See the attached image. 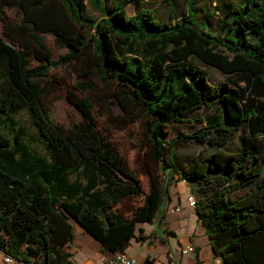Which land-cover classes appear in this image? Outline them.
Returning a JSON list of instances; mask_svg holds the SVG:
<instances>
[{"label": "trees", "instance_id": "16d2710c", "mask_svg": "<svg viewBox=\"0 0 264 264\" xmlns=\"http://www.w3.org/2000/svg\"><path fill=\"white\" fill-rule=\"evenodd\" d=\"M126 1L95 19L86 0H0V13L9 7L19 15L15 25L3 24L20 45L0 35V247L27 264H71L65 247L77 223L104 250L123 251L130 238L147 236L136 223L162 216L175 178L193 185V210L221 264H264V0L259 15L239 14L236 23L219 15L214 31L190 14L157 19L139 0L126 15ZM94 3L103 11L102 0ZM42 33L66 53L52 59ZM189 56L220 70L223 84H208ZM70 59L80 63L81 87L94 88L89 75L97 72L112 84L109 95L127 120L139 118L147 191L138 167L130 168L98 129L88 97L66 96L81 116L69 127L50 117L42 100L48 69ZM203 106L210 114L200 128L166 138L167 123ZM20 110L44 154L14 116ZM184 140L208 150L180 164L175 148ZM131 195L141 202L128 216L112 207Z\"/></svg>", "mask_w": 264, "mask_h": 264}, {"label": "rangeland", "instance_id": "374dc122", "mask_svg": "<svg viewBox=\"0 0 264 264\" xmlns=\"http://www.w3.org/2000/svg\"><path fill=\"white\" fill-rule=\"evenodd\" d=\"M116 0H102L103 11L99 10L94 3V0H86V12L92 15L95 19L101 17V13L108 15V10L112 3ZM139 5L147 6L152 10L153 15L157 19L161 20H173L181 15L190 14L191 16L198 18L199 20L207 19V29L214 31L218 27L219 15L225 20H231L234 23V16L241 15H259V11L263 9L259 6L258 2L250 0H222L216 7L214 0H139ZM227 3V4H226ZM134 0H128L123 3V8L126 15H130L136 12L137 7ZM216 5V4H215ZM229 8L230 11H225V8ZM220 12L214 13V9ZM0 13V35L9 44L16 48L20 45L17 41L12 40L10 36L4 33L3 18L9 21L11 24L18 22V13L9 7H2ZM264 13V11H263ZM43 42L51 52V58L57 59L60 55L65 54L67 49L58 45L52 36L48 33H42ZM187 60L192 66L198 67L205 73L206 81L210 85L223 84L225 75L217 68L205 65L199 62L194 56L187 57ZM34 63V62H33ZM80 72V63L76 60H65L52 65L48 69L46 76V84L42 100L49 112L50 117L62 127H69L71 124L80 120L81 116L79 111L73 106L66 98L67 95L72 93L76 99L88 97L91 102V111L94 115L95 122L100 132L110 141L111 145L122 155L130 168H137L138 178L145 192L148 189V177L142 171L139 165L142 154L144 153V145L141 138V122L138 120H127L128 115L119 107L114 99L109 95L111 92L112 84L110 82H102L98 77L97 72H93L89 75L90 80L95 83L94 88L91 90L84 89L78 83L82 78L78 75ZM210 114V108L203 106L196 110H193L188 114V117L179 122L166 124V138H172L178 132L189 133L195 129L200 128L202 118ZM19 119V124L25 130V132L32 136L31 145L39 152L38 154H44L42 140L36 136L34 127L29 123L25 111L20 110L15 115ZM4 129H2L3 131ZM208 150L204 143L192 142L188 140L178 141L176 143V160L180 164H184L186 160L192 154H203ZM73 174L70 175L72 177ZM191 194L195 198L193 185L189 181L183 179H172V182L168 185V196H173L171 203H165L164 207L178 205V209L170 212V215L180 214L183 207L189 206L186 201V195ZM141 197L139 195H131L123 198L117 203L113 204V208L122 212L125 216L130 214V211L140 204ZM169 202V199H167ZM163 204L160 205V209ZM191 217H193V224L196 214L193 207L189 206ZM157 215H159L157 213ZM164 215V209L162 210V216ZM136 223L135 231H137ZM155 224V222H154ZM202 227L201 223L197 227ZM189 227L182 224L176 226L179 234L185 232ZM73 238L67 247L70 252L71 264H80L87 253L92 251V240L94 238L89 235L79 224H72ZM132 242L131 250L136 245L134 239Z\"/></svg>", "mask_w": 264, "mask_h": 264}, {"label": "crops", "instance_id": "0c3cea01", "mask_svg": "<svg viewBox=\"0 0 264 264\" xmlns=\"http://www.w3.org/2000/svg\"><path fill=\"white\" fill-rule=\"evenodd\" d=\"M173 196H169L171 203ZM165 205V204H164ZM164 215H156L151 222H142L138 226L142 229V234L147 235L144 240L136 241V245L131 250L133 238H130L124 252L132 256L138 263L144 257L152 259L151 264H221L217 256L212 253L208 239L203 227H197L200 221L190 215L189 206L183 207L182 212L177 215H170V212L163 206ZM155 222V224H154ZM189 224V227L182 234L178 233L176 226ZM191 244L192 250L181 252L185 244ZM111 252L104 250L97 240H92V251L87 253L83 261L102 260ZM13 264H18L17 262Z\"/></svg>", "mask_w": 264, "mask_h": 264}, {"label": "built area", "instance_id": "2783aa9c", "mask_svg": "<svg viewBox=\"0 0 264 264\" xmlns=\"http://www.w3.org/2000/svg\"><path fill=\"white\" fill-rule=\"evenodd\" d=\"M186 201L189 206H193L194 198L191 194L186 195ZM165 209L169 212L178 209V205L173 206H165ZM192 250L191 244L187 243L181 249V252H187ZM17 262L18 264H27L24 262L19 261L14 256L10 255L9 253L5 252L0 247V264H13ZM80 264H140L138 263L132 256L126 254L124 251H115L111 252L110 255L106 256L102 260H90V261H83Z\"/></svg>", "mask_w": 264, "mask_h": 264}]
</instances>
